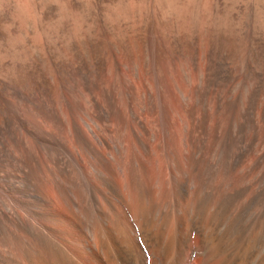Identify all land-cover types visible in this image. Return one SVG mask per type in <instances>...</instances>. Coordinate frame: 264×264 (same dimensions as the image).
Listing matches in <instances>:
<instances>
[{
  "label": "bare ground",
  "instance_id": "obj_1",
  "mask_svg": "<svg viewBox=\"0 0 264 264\" xmlns=\"http://www.w3.org/2000/svg\"><path fill=\"white\" fill-rule=\"evenodd\" d=\"M213 8L236 40L233 62L211 47L163 65L114 54L102 71L66 68L60 97L5 82L0 264H264V0Z\"/></svg>",
  "mask_w": 264,
  "mask_h": 264
},
{
  "label": "rangeland",
  "instance_id": "obj_2",
  "mask_svg": "<svg viewBox=\"0 0 264 264\" xmlns=\"http://www.w3.org/2000/svg\"><path fill=\"white\" fill-rule=\"evenodd\" d=\"M9 1L10 2L12 1V3L10 4ZM18 1H21V0H17V2ZM23 1L25 3V0H22L20 2L21 6L19 7L18 5H20V3L18 2L19 4H16L17 3L16 0H14V1L13 0H5V2H4V0H2V2H3L2 6H4V7L0 6V9H2L0 12V56L2 55V58L0 57V93L2 92L3 85L5 84V82H9L11 80L17 81V82L30 81L31 80L32 82L31 81L30 82L32 84H37V85L39 84V85L44 86L48 91L50 90L49 93L52 94L53 97H60L59 94H61L62 90H61V81L59 80L60 79L59 76H61V73L66 68L72 66V67L78 68L79 70L87 73L89 68L94 69L96 67L95 68L96 70L102 71L105 69V67L107 66V64L109 63L110 59L112 58V56L114 54H116V55L118 54L117 56L119 57L122 53V57H120L122 60H130L132 57H134L137 60L138 64H140V65H142V64L143 65H145V64L153 65V63L163 65L165 63V61H167L168 59H171V57H172V59H177V58H180L182 56H187L188 54L190 55L196 47H200L201 49H206L204 47H211L216 51V53L218 55L225 57L229 62H233L236 58V53H237L236 40L232 36V34L230 33L229 30L223 29V28H226L224 26V24H222L224 11H222L221 9L220 10L218 9L219 11L215 10L214 11L215 13L212 12L214 10V8H213L214 0H208V1L207 0H186V6H188V4L191 1V4H190L191 6L190 5L188 6V8H190V10H192L191 14L189 13V11H190L189 9H188L189 11L187 10L188 11L187 12L186 9L183 8L185 0H183L184 2L181 0H179V2L176 0H173L174 3L172 0L171 1L170 0H165V1L164 0H146V5L144 4V0H139V1L138 0H81V1L80 0H64V1L59 0V2L60 1L62 2V4L60 2V5H59V2L57 0H50V1L49 0H41V2H40V0H37V1L32 0L33 1L32 3H34V4H31V7H29L30 9H28V7L25 5L26 3L23 4ZM128 1H130L133 5L130 4V6H129V4H127V3H130V2H128ZM140 1H142V2H140ZM160 1L162 3L158 4V2L160 3ZM188 1H189V3H188ZM35 2H36V5L37 4L38 5L34 7ZM64 2L66 3V5L67 4H68V6L70 5L69 6L70 9L67 10L68 6L66 7L64 5L65 4ZM125 2H126V4H125ZM169 2H170V5H171V2L174 5L172 4L171 6H168ZM175 2H177L178 6H179V10L182 9V11H183L185 9L184 10L185 13L183 12L182 15H184V14L186 15L187 22L185 19V15L184 16L181 15V11L176 12V13L174 12V11L178 10V6ZM7 3L9 5H7V7H6L7 9H6L5 6ZM47 3H48V5H47ZM53 3H55V5ZM122 3L125 5L124 7H123ZM140 3H141V5L144 4V7L142 6L143 8H145L144 10L141 7ZM202 3H204V4L202 5ZM41 4L44 6H42ZM136 4H137V6H135ZM205 4H206V6H208V5H211V6H208L209 7L208 8V7H205ZM10 5L13 8H11ZM22 5L26 6V8L28 9V12H27V9L25 7H23ZM164 5H165V7H164ZM28 6H30V5H28ZM63 6H64V8H63ZM119 6H120V9L117 8ZM131 6H132V8H131ZM173 6H176L177 9L175 10L174 8H176V7L173 8ZM180 6H182V7H180ZM186 6H184V7H186ZM36 7H37V9H36ZM135 7H137V8L139 7V8L137 9ZM161 7L162 8L164 7V9L162 10ZM169 7H171V9H173V11L171 9H168ZM202 7H203V9L205 7V9L202 10ZM4 8H5V10L3 11ZM21 8H23L25 10L22 12ZM33 8L36 11H38V13H41V12L42 13L41 14L36 13V11L32 10ZM127 8H131L132 10L127 9ZM210 8H212V10ZM19 9L21 11H19ZM41 9H43V11ZM64 9H65V11H64ZM113 9H114V11H113ZM115 9H116V11L118 9V11H117L118 14L115 11ZM8 10H9L10 14L7 12ZM10 10L11 11L13 10L12 13ZM14 10H17V13ZM29 10L33 11L32 14L31 13L30 14H24L25 16L27 15L26 18L28 17V15H31L28 17L29 20H28V18L25 19L24 16H23L24 18H21V19L19 18V16L22 15L21 12L24 13L26 11L27 13H29L30 12ZM62 10L64 11V13ZM69 10H74V11H71L70 13H68ZM123 10L126 11L127 14ZM207 10H208V12L211 10L210 14L207 12ZM18 11H19V13H18ZM128 11H129V13H128ZM159 11H161V13ZM165 11L166 12L168 11V12L166 13ZM171 11L173 12V15L171 14ZM202 11L204 13H201ZM211 12H212V14L214 13V15L217 12V14H216L217 17H216V15L211 16ZM219 12L221 15L219 14ZM14 13H15V16H14ZM60 13H62V14H60ZM115 13L117 14V16ZM120 13L121 14L123 13L122 17H121ZM169 13L173 17L169 16ZM177 13H178V16H174L175 14L177 15ZM69 14H71V15H69ZM110 14H113L115 17L113 15L110 16ZM125 14H126V16H125ZM218 14H219V17H218ZM38 15H40V17H38ZM64 15L67 17H65ZM72 15L75 16V18H73ZM179 15H181V16H179ZM196 15H198V16H196ZM187 16H189V17H187ZM190 16H191V18H190ZM30 17L32 18L31 20H30ZM35 17L37 18L39 25H38V23L35 24L37 22V20H35ZM68 17H71V18H68ZM109 17H110V19H109ZM118 17H119V19H118ZM175 17L176 18L178 17V20ZM197 17H199V18H197ZM38 18L39 19L41 18V19L39 20ZM63 18H64V20H62ZM79 18H80V20H79ZM85 18L88 20H86ZM201 18L203 19V21ZM113 19H116V20H113ZM179 19H181L182 21H180ZM197 19H199V20L201 19L202 24H198L201 22ZM22 20H24V22ZM25 20L26 21L28 20V21L26 22ZM16 21H17V23H16ZM60 21L61 22L65 21V22L62 24V23H60ZM75 21H76V23H74ZM91 21H92V23H91ZM117 21H118V23H116ZM212 21H214V22L212 23ZM216 21L218 23H216ZM80 22H82V23L79 24ZM180 22H181V24H180ZM42 23H43V27H42V29H40L42 26ZM53 23H55V25ZM187 23H188V25H187ZM14 24H16V25H14ZM20 24L24 28H22V26ZM59 24L60 25L62 24L61 28H60ZM89 24L91 27L93 26V28L91 30L93 33L90 32L91 28H90V26H88ZM178 24H180L181 26L180 25L178 26ZM193 24L195 27L192 26ZM204 24H205V26H204ZM35 25H37V26H35ZM196 25H198V26H196ZM199 25L201 27H199ZM214 25H217V26H214ZM14 26H15V28H14ZM47 26H48V30H47ZM57 26H59L60 29ZM80 26H82V27H80ZM184 26H186V27H184ZM28 27H29V29H28ZM51 27H52V31H50ZM71 27L73 28V30ZM182 27L185 29H183ZM196 27L198 30L196 29ZM37 28L39 29V31ZM69 28H70V30H69ZM77 28L79 29V31ZM200 28H201V30H200ZM202 28H204V29H202ZM218 28H219V30H218ZM220 28H222V30ZM19 29H20V31H19ZM81 29H82V31H80ZM43 30H47V31H43ZM74 30L75 31L77 30V31L74 32ZM23 31H24V33H23ZM27 31H28V33H31V34L29 35L27 33ZM53 31H54V33H53ZM58 31H60V32H58ZM81 32H82V34H81ZM83 32H85L84 36H82ZM38 33H40V34H38ZM46 33H47V36H46ZM62 33L65 36L66 35L67 36L65 37L64 35H62ZM77 33L80 34L79 37H77L78 36ZM219 33H220V36L218 39ZM37 34L38 35L42 34V36L39 38V36ZM56 34H57V36H56ZM90 34H92V35H90ZM213 34H214V36H213ZM27 35H29V36H27ZM74 35H75V38H73ZM86 35H87V37H86ZM25 36L29 37V38L25 39L26 38ZM48 36H49V39L47 38ZM22 37H24V38H22ZM42 38L44 39L43 42L40 40ZM229 38L232 41H230ZM12 39H13V41H12ZM17 39H18L19 43L16 41ZM38 39H39V41H38ZM11 41H12V43H11ZM21 41L24 42V46H26L27 44H29V45L24 47L23 43ZM225 41H227V43H225ZM9 42H10V45L8 44ZM14 42H17L16 44L19 47L17 45H15ZM39 42H41V43H39ZM217 42H219L220 44ZM197 43H199V44L197 45ZM13 45H14V47H13ZM15 46H16V48H15ZM5 47H7V48H5ZM112 47H113V49H112ZM147 47H153V49L151 50L152 52L150 51L148 53V55L146 52ZM217 47H218V49L216 50ZM13 48H15V51ZM27 48H28V50H27ZM36 49L38 50L37 53H36ZM40 49H41V51H40ZM116 49H118V50H116ZM30 50L32 52H30ZM223 50H224V52H223ZM21 51H22V54H21ZM16 52H18L19 54L17 53V55H16ZM28 53H29V55H27ZM33 53H35V54L32 56ZM6 54L9 58L8 59L9 61L7 60ZM21 57H23V58H21ZM22 60L25 62V65H23V67L21 69L18 68L16 70V68H15L16 62H22ZM28 60H30V61H28ZM2 61L6 62V63H3ZM149 62H151V63H149ZM13 63H14V65H13ZM88 64H89V66H88ZM1 67L4 70H2ZM62 67H63V69H62ZM25 71L27 74H25ZM9 73H10V75H9ZM16 77H19V78H16ZM105 83H106V79H105ZM105 83H104V85H105ZM83 94H84V97L88 96V92L83 91Z\"/></svg>",
  "mask_w": 264,
  "mask_h": 264
}]
</instances>
